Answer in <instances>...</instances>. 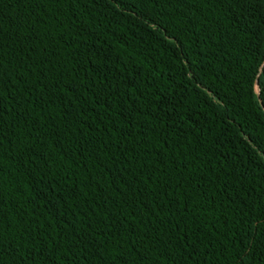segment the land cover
<instances>
[{"label": "trees", "instance_id": "16d2710c", "mask_svg": "<svg viewBox=\"0 0 264 264\" xmlns=\"http://www.w3.org/2000/svg\"><path fill=\"white\" fill-rule=\"evenodd\" d=\"M239 11L0 0V264H264V16Z\"/></svg>", "mask_w": 264, "mask_h": 264}, {"label": "snow or ice", "instance_id": "6c2138e0", "mask_svg": "<svg viewBox=\"0 0 264 264\" xmlns=\"http://www.w3.org/2000/svg\"><path fill=\"white\" fill-rule=\"evenodd\" d=\"M117 2L124 4L126 2V0H117ZM228 2H229V4L234 2L240 8V11L236 14V21L240 25L241 30H244L245 26H247L248 28L251 27V23L249 22V20L247 19V16H246V10L247 9H253V10L259 9L261 12V16H264V0H228ZM109 59H110V57H109ZM92 87H94V85H92ZM101 91H103V90H101ZM110 94L111 93H109V95ZM98 96H99V94H98ZM102 98L103 97L94 98V103H100ZM166 102H167L166 99H163V98L159 100V103L161 105H163ZM133 111H135V110H133ZM161 111H163V108H161ZM169 118L174 119L175 117H169ZM146 179H150V177H148ZM144 191H145V189H139V191H137L135 188L132 189L131 194L133 197V201H132L133 204H135L136 200L139 199L140 195ZM162 191H163V189H162ZM69 195H75V193H73L71 190H69ZM53 206H55L54 202H53ZM57 214L62 215L59 208L57 209ZM89 227H91V225H89ZM112 227L116 231L120 230L115 222L113 223ZM125 230L126 231H134V229H125ZM76 247H79V244H77ZM261 254L264 255V252H262ZM141 259H146V258L141 257ZM123 264H127V261L126 260L123 261Z\"/></svg>", "mask_w": 264, "mask_h": 264}]
</instances>
